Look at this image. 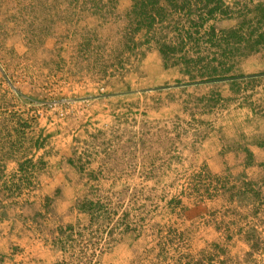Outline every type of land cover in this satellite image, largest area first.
I'll use <instances>...</instances> for the list:
<instances>
[{"label":"rangeland","instance_id":"rangeland-1","mask_svg":"<svg viewBox=\"0 0 264 264\" xmlns=\"http://www.w3.org/2000/svg\"><path fill=\"white\" fill-rule=\"evenodd\" d=\"M148 1L0 0V152L62 153L76 169L70 264H264V171L203 157L264 129V50L221 66L214 16L175 53V22L194 29ZM247 1L223 18L252 21Z\"/></svg>","mask_w":264,"mask_h":264},{"label":"crops","instance_id":"crops-1","mask_svg":"<svg viewBox=\"0 0 264 264\" xmlns=\"http://www.w3.org/2000/svg\"><path fill=\"white\" fill-rule=\"evenodd\" d=\"M223 1L233 11L239 6L238 0ZM163 2L161 0L160 4ZM247 2L253 8H264V0ZM260 9L253 13L256 16L252 23L258 27L254 38L264 33ZM234 15L237 16V12ZM219 20L224 27L222 30L234 29L241 24L236 17L219 16ZM262 50L264 45L248 54L237 53L236 58L239 55L245 59ZM249 135L251 142L244 146L246 149L238 146L226 151L222 145H211L209 149L213 151L207 149L209 151L206 150L207 154L204 152L203 156L208 169L213 172L225 169L264 171V129ZM243 154H248L251 164L242 159ZM76 172L62 153L54 155L36 148L31 153L0 152V264H70L68 239L78 233L76 227L68 225L76 226L78 217L83 216L82 212H69L67 208L68 191L76 185ZM261 229H264V223ZM258 254H264V250Z\"/></svg>","mask_w":264,"mask_h":264},{"label":"trees","instance_id":"trees-1","mask_svg":"<svg viewBox=\"0 0 264 264\" xmlns=\"http://www.w3.org/2000/svg\"><path fill=\"white\" fill-rule=\"evenodd\" d=\"M168 6L175 11V14L178 15H183L184 18H187V22L188 24H190V28L194 29V32L189 33L187 32L185 29L186 26H184L182 24V21H177L175 22V33L178 34V38L180 40V46H176L175 45V53H177V48L176 47H180V48H185L188 44L187 41L192 42V37L195 34V36H199L201 35V29L205 27L206 23L210 20L213 19L214 16H222V17H227V15H230V11L231 8L229 6H226L225 3L222 0H164ZM161 0H149L148 2H146L144 4V7H154L156 8L159 4H160ZM160 11H164L162 8H159ZM158 10V11H159ZM157 11V13H158ZM147 16L148 20L150 21H157V19L155 18L156 14L153 13H148ZM160 16V15H159ZM262 16V20L264 21V13L261 15ZM154 24V23H153ZM250 27V29H248V33L244 34V38L242 37L241 33L244 32V28L245 27ZM254 28V29H252ZM260 29V28H259ZM211 32H213V34L215 33V27H211ZM258 32V27H255L254 24L252 23V21L247 22L246 25L244 23H241L239 27L234 28V29H230V30H221V34H223V40L222 43H224L225 45L222 47V52L219 53L221 55V66L224 65V62L226 61V59H229V57H234L236 56V54L238 52H236L235 50H240V48L242 49L243 47H245V45L247 44L249 47L251 48V51L255 50L256 46H260V45H264V33H262L260 36H258L257 38H254L257 35ZM184 35H183V34ZM211 36V35H210ZM194 42H197L198 40H193ZM208 43H212V40L209 41ZM199 44V42H197V45ZM238 45V46H236ZM247 46V47H248ZM238 47V48H237ZM240 47V48H239ZM246 47V48H247ZM160 52L162 53L163 56L166 57L167 52L166 50L164 51V49H162V47H160ZM216 54V55H219ZM205 58H198L197 60H186L187 64L193 63L195 65H200L202 63H204ZM215 61H217L215 59ZM219 63V64H220ZM177 65V63H175V66ZM205 70L209 69V65H205L204 66ZM211 72L208 74V72H206L203 75H207V76H202V77H208L207 78L208 82H212L215 80H212L211 77H215L213 76L214 74L211 73H215L218 72L217 68H214L213 70H210ZM189 76H191V73L188 71L187 73ZM245 76L241 77L244 78ZM253 78V77H250ZM231 78H227V79H221V80H230ZM217 81V80H216ZM219 81V80H218ZM250 186H254V184L250 183H246L245 187H250ZM242 191V190H241ZM245 193L243 194H247L246 191H243ZM255 197L258 199L260 197H262V193L260 191H253Z\"/></svg>","mask_w":264,"mask_h":264}]
</instances>
